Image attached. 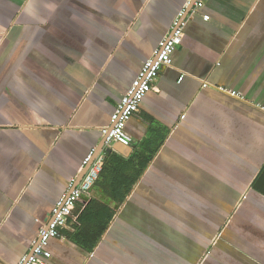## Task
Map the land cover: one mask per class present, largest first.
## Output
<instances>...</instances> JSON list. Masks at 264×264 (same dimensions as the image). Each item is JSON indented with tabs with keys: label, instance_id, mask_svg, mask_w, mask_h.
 Returning a JSON list of instances; mask_svg holds the SVG:
<instances>
[{
	"label": "crops",
	"instance_id": "crops-1",
	"mask_svg": "<svg viewBox=\"0 0 264 264\" xmlns=\"http://www.w3.org/2000/svg\"><path fill=\"white\" fill-rule=\"evenodd\" d=\"M195 1L0 0V264L31 252L183 10L133 144L99 153L118 169L51 264H264V0ZM92 201L113 217L87 251L71 237Z\"/></svg>",
	"mask_w": 264,
	"mask_h": 264
},
{
	"label": "built area",
	"instance_id": "built-area-1",
	"mask_svg": "<svg viewBox=\"0 0 264 264\" xmlns=\"http://www.w3.org/2000/svg\"><path fill=\"white\" fill-rule=\"evenodd\" d=\"M205 0H196L195 8H203ZM186 10H183L174 20L171 32L164 37L159 47L153 52L143 67L139 70L129 93L122 99L112 116L111 126L102 130L106 138V146L114 143L129 147L133 144L132 136L127 132L128 122L140 112V107L146 96L152 91L162 71L173 64V55L182 45L185 27ZM209 20V16H204ZM181 80V79H180ZM237 96L235 92H228ZM91 164L82 182L74 187L75 180L70 185V191L58 202L53 210L52 219L40 231L38 240L34 243L31 252L26 255L20 264H51L53 254L49 249L50 241L62 237V232L68 227L69 220L74 219L73 213L82 198L89 196L100 178L105 155L97 154L92 150L86 158L83 169Z\"/></svg>",
	"mask_w": 264,
	"mask_h": 264
},
{
	"label": "trees",
	"instance_id": "trees-1",
	"mask_svg": "<svg viewBox=\"0 0 264 264\" xmlns=\"http://www.w3.org/2000/svg\"><path fill=\"white\" fill-rule=\"evenodd\" d=\"M113 155L108 153L105 154V164L99 180L101 177H105L107 170L109 171V168L113 165L118 169V164L115 165L113 161V159H115ZM99 180L97 183H99ZM112 217L113 212L110 209L102 206L100 203L92 201L85 211L80 214L78 221L81 224V227L78 226L76 228L77 232L71 237L72 241L85 250L92 251L98 243L101 235L108 228Z\"/></svg>",
	"mask_w": 264,
	"mask_h": 264
},
{
	"label": "water",
	"instance_id": "water-1",
	"mask_svg": "<svg viewBox=\"0 0 264 264\" xmlns=\"http://www.w3.org/2000/svg\"><path fill=\"white\" fill-rule=\"evenodd\" d=\"M195 2H196V1H195ZM195 2H193V4H191V6H193ZM105 142H106V138L103 139L102 145L100 146L101 148L98 150L99 152H97V154H99V153L104 149V147L106 146V143H105ZM90 166H91V164L87 165V166L82 170V172L80 173L78 179L76 180V182H75V184H74V187L78 186V185L82 182V180H83V178H84L86 172H87L88 169L90 168Z\"/></svg>",
	"mask_w": 264,
	"mask_h": 264
}]
</instances>
